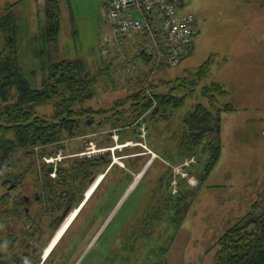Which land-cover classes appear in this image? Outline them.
Returning a JSON list of instances; mask_svg holds the SVG:
<instances>
[{"label":"rangeland","instance_id":"1","mask_svg":"<svg viewBox=\"0 0 264 264\" xmlns=\"http://www.w3.org/2000/svg\"><path fill=\"white\" fill-rule=\"evenodd\" d=\"M60 1L59 56L81 59L86 69L97 76V83L92 97L74 104V109L80 111L76 115L79 127L75 134L64 132L61 140L42 145L47 153L51 151L44 154L62 152L64 158L59 164L64 163L63 168L69 171L80 162L82 152H93L91 158L105 155L103 163L93 168L94 178L82 182L76 201L101 172H106V177L42 264L156 263L158 256L145 260L146 241L155 238L138 231L140 221L148 211L163 207L168 199L175 202L177 196L186 191L193 195L181 226L175 229L176 224L169 219L171 212L166 209L159 223L152 221L158 226L155 225L151 233L156 230L160 233L159 247L163 245V250L168 249L167 260L168 255L179 259V253L171 249L175 240V249L182 250L183 262L185 259V262L191 261L190 264H214L215 237L226 226L230 213L240 214L243 209H235L239 206L246 209L260 193L259 201L264 199V0H183L179 11L194 15L197 31L192 49L180 63L171 66H152L150 58L141 56L142 48L149 51L141 35L117 39L102 0ZM4 5L0 2V14ZM45 6V0H32L19 3L16 9L23 40L24 72L33 86L39 88L44 78L45 58L35 44L38 45V24L45 20ZM105 36L109 41H104ZM3 46L0 34V51ZM210 55L208 73L201 79L194 77ZM33 70L35 74L30 73ZM177 80L184 82L178 84ZM213 81L220 82L227 91L218 97V104L229 102L234 108L221 113V155L206 180L200 181L207 154L200 149L188 155L181 149L180 139L185 130V114L197 102L208 105L203 87ZM172 85L176 88L171 89ZM153 89L184 95L183 105L169 106L165 110L160 107L153 116L150 110L138 115L134 111L137 101L132 94L140 90L151 93ZM118 99L125 102L117 103ZM117 105H124L123 113L112 116V107ZM101 108L112 110L104 114L98 111ZM37 111L50 117L54 114V104L39 105ZM120 115H127L128 122L121 120L122 124L128 123L125 127L116 120ZM42 146L18 150L10 161L12 167H7L16 175L30 171L19 183L24 193L39 189L41 180L45 179V175L39 173L46 166L40 153ZM101 148L104 149L97 151ZM1 176L4 174L0 173V196L5 190ZM77 183L80 184V180ZM99 198L104 202H99ZM74 204L70 205L68 214L75 208ZM170 205L173 204L170 202ZM36 207L33 205L32 211ZM43 218L47 222L49 214H44ZM105 218L107 222L101 228ZM7 225L15 235L20 233L18 221L1 219L0 246L4 243L1 239L5 238ZM59 226L53 229L54 233Z\"/></svg>","mask_w":264,"mask_h":264},{"label":"trees","instance_id":"2","mask_svg":"<svg viewBox=\"0 0 264 264\" xmlns=\"http://www.w3.org/2000/svg\"><path fill=\"white\" fill-rule=\"evenodd\" d=\"M45 3V20L43 23H39L38 35V50L45 58L42 64L45 73L40 88L34 87L24 72L25 65L21 60L23 40L20 37L19 17L15 12L16 3L6 2L0 14V34L4 39V46L0 51V173L4 174L1 176V180L4 177H11L18 184L21 182V178L30 171L26 170L28 172L23 171L17 175L9 172L7 167H12L13 164L10 161L13 155L20 149L59 141L63 137L62 134H65L64 132L69 135L75 134V129L79 127L76 115H79L80 111L74 109V104L92 97L93 88L97 83V76L86 69L81 59L60 58L58 37L61 15L59 0H45ZM141 56L149 59L145 48H142ZM211 57L210 55L198 67L194 77L201 79L208 73ZM32 72L30 73L35 74L34 70ZM183 80L186 81V78ZM177 81L178 84L184 82ZM174 88L176 86L172 85L171 89ZM203 92L207 97L208 105L197 102L185 114L183 118L185 130L180 139V147L188 155H194L200 149L201 152L207 154L200 181L206 180L221 155V113L234 108V105L229 102L222 106L218 104V97L227 92L220 82L213 81L205 85ZM132 97L137 101L134 111L141 116L147 110H150L151 116H153L160 111V107L165 110L169 106H182L183 98H185L184 95L176 96L168 91L157 92L154 89L151 93L140 90L132 94ZM125 99H118L117 103L125 102ZM51 102L54 104V114L50 117L40 115L37 107ZM123 106L117 105L112 107L113 110L101 108L98 111L105 114L112 110V116H114L115 113H123ZM155 108H158L159 111L153 113ZM123 118L125 122H128L126 121L127 115H120L116 120L119 121L118 124L121 122V125L125 127L128 123L122 124ZM86 123L89 124V121ZM40 148H42L40 153L43 157L46 155L44 153H47L46 147ZM103 156L105 155L93 158L81 156L80 160L78 159L80 162L72 165L73 168L70 169L72 172L69 171V168H63L64 166L60 165L58 169L61 180L66 177L65 184L68 185L69 191L76 188V193L70 192L69 204L76 203V196L81 191L82 182L95 176V174L93 177L90 176L89 168L95 169L103 163ZM45 165L42 169L47 172V166L50 165L47 163ZM47 174L50 177V173L47 172ZM78 180H80V184L77 183ZM55 186L57 185H47L51 188ZM51 192H54V189ZM260 194L246 209L242 206L236 208V211L243 209L240 214L235 215L234 211L230 213L231 215L229 214L226 226H223L215 237L214 264H264V199H261L262 202L259 201ZM192 195L191 191L181 192L175 202L168 199L163 207H158L155 211H148L145 219H141L138 231L146 232L147 235L152 234L155 238L154 240L148 238L147 245H144L146 247L144 251L147 253L145 260H151L158 256L159 261L151 264H159L162 261L163 263L160 264H168L166 258L168 249L163 250L165 249L163 245L159 247L162 237L158 230L151 233L153 227L163 219V215L168 209L171 212L169 219L176 224L175 229H178L190 208ZM170 202L173 204L172 206ZM19 209L15 210L19 211ZM154 220L157 223H152ZM144 225H147V228ZM20 231L23 233V228L20 227ZM159 237L161 238L159 239ZM125 247L127 246H122L123 249ZM155 251L156 255L152 253ZM0 264H8V260L7 262L0 260Z\"/></svg>","mask_w":264,"mask_h":264},{"label":"built area","instance_id":"3","mask_svg":"<svg viewBox=\"0 0 264 264\" xmlns=\"http://www.w3.org/2000/svg\"><path fill=\"white\" fill-rule=\"evenodd\" d=\"M104 4L113 35L117 39L141 35L149 48L152 66L176 65L192 49L197 21L191 13H180L183 0H104ZM104 41H109L108 37ZM92 154L82 152L81 156ZM63 158L62 152L43 157L53 167L52 176Z\"/></svg>","mask_w":264,"mask_h":264},{"label":"flooded vegetation","instance_id":"4","mask_svg":"<svg viewBox=\"0 0 264 264\" xmlns=\"http://www.w3.org/2000/svg\"><path fill=\"white\" fill-rule=\"evenodd\" d=\"M63 164L58 165L55 176L51 175L53 167L47 166V172L50 173L51 178L45 170L40 169L39 173L44 174L45 179L41 180L39 189L30 193H24L13 179L2 178L5 190L0 196V220L18 221L24 232L21 233L19 227L20 233L15 235L10 225L4 227L6 233L5 238L1 239L4 243L0 246V258H2L0 260L4 262L8 260V264H39L44 249L50 244L55 234L54 230L65 219L66 210L72 206L69 204L70 192L76 193V188L69 191L68 185L65 184L66 177L61 180L58 168ZM90 172V176L93 177L95 173L92 168ZM51 184L57 186L47 187ZM53 189L54 192H51ZM33 205L37 206L35 211H32ZM44 214H49L47 222L43 218ZM36 258L39 259L38 262Z\"/></svg>","mask_w":264,"mask_h":264},{"label":"crops","instance_id":"5","mask_svg":"<svg viewBox=\"0 0 264 264\" xmlns=\"http://www.w3.org/2000/svg\"><path fill=\"white\" fill-rule=\"evenodd\" d=\"M30 1H32V0H0V2H3L4 4L6 3V2H9V3H16V5H15V12H16V14H17V11H16V9H17V6H18V4L19 3H22V2H24V3H26V2H30ZM33 1H35V0H33ZM102 2H103V4H104V0H102ZM46 4V3H45ZM59 4H60V18H61V20H60V28H59V46H60V49H61V44H60V42H61V40H60V34H61V28H62V25H61V21H62V9H61V1L59 0ZM18 16V15H17ZM19 17V16H18ZM39 25V24H38ZM26 30H28V29H26ZM38 31H39V28H38ZM39 33V32H38ZM39 45V44H38ZM38 45H37V43L35 44V46L36 47H38ZM103 174V177L101 178V180L98 182V184H97V186L95 187V189L92 191V193H91V195H89V196H87V191L90 189V187L92 186V184L94 183V181L97 179V178H95V180L92 182V184L87 188V190H86V192L84 193V195H83V197L81 198V199H79L78 201H76V203L74 204V206H75V208H77L78 210H77V213H76V215L74 216V218L68 223V225L65 227V229L63 230V232H62V234L60 235V237L59 238H57V240L54 242V244H53V246H52V248L54 247V245H55V243L60 239V238H62L65 234H66V232L69 230V228L76 222V220L78 219V217H79V215L81 214V212H82V210L84 209V207L88 204V202L91 200V198L98 192V190L100 189L99 187H101V185H102V182H103V180L105 179V177H106V172H101L98 176H100V175H102ZM97 176V177H98ZM107 188H108V186H107ZM108 190V189H107ZM102 194H103V192H102ZM104 202V200H100V198H99V202ZM114 207V206H113ZM113 207H112V209H113ZM74 208V209H75ZM101 209V207H99V209H98V212H99V210ZM94 210H96V207H95V209ZM109 213H112V212H109ZM108 217V216H107ZM66 219H63V221H62V223H61V225L59 226V228L58 229H60V227L63 225V223H64V221H65ZM106 222H107V218H105L104 220H103V222H102V224H101V228H103L104 227V225L106 224ZM58 229H57V231H58ZM57 231L55 232V234L53 235V237H52V239H51V241H50V243L53 241V238H54V236L56 235V233H57ZM49 246V245H48ZM175 248H177V245H176V243H175V240H173V242H172V244H171V249H174L175 250V252H177V253H179V259H174V258H172L171 256H169L168 255V260H167V262H168V264H190L191 263V261H187V262H185V259H184V262L182 261V258H181V253H182V250L181 249H175ZM50 252V251H49ZM171 252V251H170ZM168 253V252H167ZM166 253V254H167ZM183 254V253H182ZM46 257L47 256H44L43 257V255H42V257L40 258V260H39V264H42L43 263V260L44 259H46ZM166 258H167V255H166Z\"/></svg>","mask_w":264,"mask_h":264},{"label":"bare ground","instance_id":"6","mask_svg":"<svg viewBox=\"0 0 264 264\" xmlns=\"http://www.w3.org/2000/svg\"><path fill=\"white\" fill-rule=\"evenodd\" d=\"M103 177V174L98 176L97 179L94 181V183L92 184V186L90 187V189L87 191V196L91 195L92 191L95 189V187L97 186L98 182L101 180V178ZM134 186H132L131 188H133ZM130 188V189H131ZM127 194V193H126ZM77 208L73 209L69 215L67 216L66 220L64 221L63 225L60 227V229H58L56 235L53 238V241L49 244V246L46 247L45 252H44V256H47L49 251L52 249V246L54 244V242L57 240V238L60 237V235L62 234L63 230L65 229V227L68 225V223L74 218V216L77 213Z\"/></svg>","mask_w":264,"mask_h":264},{"label":"water","instance_id":"7","mask_svg":"<svg viewBox=\"0 0 264 264\" xmlns=\"http://www.w3.org/2000/svg\"><path fill=\"white\" fill-rule=\"evenodd\" d=\"M157 110H158V108H155V109H154V111H153V113H155ZM1 183L3 184V183H4V181L2 180V181H1ZM68 212H69V209H67V210H66V212H65V216H64V217H65V219H66V218H67V216L69 215V214H68Z\"/></svg>","mask_w":264,"mask_h":264}]
</instances>
